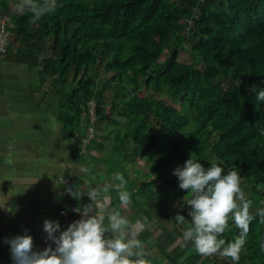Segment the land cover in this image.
Returning a JSON list of instances; mask_svg holds the SVG:
<instances>
[{"label":"trees","instance_id":"trees-1","mask_svg":"<svg viewBox=\"0 0 264 264\" xmlns=\"http://www.w3.org/2000/svg\"><path fill=\"white\" fill-rule=\"evenodd\" d=\"M4 17L11 34L5 59L26 66L28 77L38 73L27 94V108L38 115L30 124L43 126L44 140L51 135L58 154H67L58 169V208L90 202L65 193L62 179L87 192L102 190L119 172L132 199L125 217L132 225L140 221L150 237L154 228L164 232L151 244L161 246L162 256L153 248L150 260L177 263L185 249L169 252L165 238L183 240L191 217L188 190L173 170L192 157L205 168L214 163L237 171L241 187L250 188L255 219L238 264H264L257 215L264 208V102L250 90L264 89V0H57L55 12L38 20L19 0H0ZM89 162V172L79 176ZM114 193H107L110 207L122 213ZM178 213L185 225L175 221ZM239 231L230 219L223 238L231 242ZM185 248L194 249L191 242ZM211 263L230 264L219 255L203 264Z\"/></svg>","mask_w":264,"mask_h":264},{"label":"clouds","instance_id":"clouds-1","mask_svg":"<svg viewBox=\"0 0 264 264\" xmlns=\"http://www.w3.org/2000/svg\"><path fill=\"white\" fill-rule=\"evenodd\" d=\"M22 4L36 20L55 12L57 8V0H22ZM6 18L9 26L8 17L1 18L0 22ZM10 35L9 31V38ZM9 38L6 51H0L2 57H6L8 52ZM250 90L256 93L257 101L264 102V89L257 91V86L253 85ZM260 134L264 136V129ZM210 165L205 168L191 157L183 166L173 170V175L180 181L179 187L188 190L186 196L189 197L186 205L189 206L191 220L184 228L182 238L191 242L201 258L219 255L229 259L231 264H238L250 225L255 219L250 212L251 201L246 198L237 171L225 172L217 164ZM80 171L88 173L89 169L81 166ZM126 185L123 174L117 172L102 190L93 188L84 192L66 188L65 191L77 201L84 196L91 201L73 209L81 215V219L71 223L64 231H61L59 221L46 219L43 230L47 233V240L55 247L49 244L43 251L33 250L34 240L27 231L24 235L6 239L14 264H150L143 244L137 238L141 222L137 221L134 226L117 208L110 207L111 198L107 194L110 190L116 192L122 207L132 204ZM257 215L259 222L264 224V208ZM174 219L178 225H185L187 221L179 213ZM230 219L240 231L234 240L228 242L223 236L229 229ZM261 248L264 249V244Z\"/></svg>","mask_w":264,"mask_h":264},{"label":"crops","instance_id":"crops-1","mask_svg":"<svg viewBox=\"0 0 264 264\" xmlns=\"http://www.w3.org/2000/svg\"><path fill=\"white\" fill-rule=\"evenodd\" d=\"M32 75V78L28 77L26 66L9 63L5 57L0 56V264H14L10 245L5 240L24 235L26 231L33 237L34 251H43L52 244L47 240L43 225L46 219L58 221L60 208L54 198L59 188L58 169L64 168L68 162L65 152L58 154L56 141L51 135L47 136L52 141L44 140L45 128L30 124L38 117L27 108L30 107L27 101L31 100L27 95L30 91L29 82H38V73L33 72ZM25 94L27 97L20 98V95ZM125 210L121 213L123 216L126 215ZM76 216L81 217L80 214H72L69 225L77 220ZM161 235H164L162 230ZM140 241L146 242L142 238ZM173 241L167 239L165 247L169 252L179 245L182 251L185 249L181 259L176 258L177 263H167L164 258L156 261L151 259L150 262L194 264L198 256L194 249L186 250L185 242L181 239ZM142 244L146 252L144 246L147 244Z\"/></svg>","mask_w":264,"mask_h":264},{"label":"rangeland","instance_id":"rangeland-1","mask_svg":"<svg viewBox=\"0 0 264 264\" xmlns=\"http://www.w3.org/2000/svg\"><path fill=\"white\" fill-rule=\"evenodd\" d=\"M19 2H22V0H19ZM22 6V5H21ZM21 6H19L18 5V9H19V11H20V7ZM185 57L187 58V59H191L190 58V56H189V54H188V52L186 51L185 52ZM169 55L168 54H166V55H164V56H162L160 59H159V61H158V63L160 64V66L162 67V68H165L167 65H168V63H169ZM112 91V88L109 90H107V98H106V103H105V105H106V107H107V109H110V105H109V102H108V97H110V96H113L112 94H110V92ZM156 94V93H155ZM159 95V94H158ZM88 166H91L92 167V164H91V162H89L88 164L86 163V166L85 167H87L88 168ZM90 170V169H89ZM82 174H84L83 172H81ZM104 179V178H103ZM104 181L105 182H107V180L106 179H104ZM78 182H80L79 180H78ZM81 183H83V180L81 181ZM84 184V183H83ZM242 189H243V191L245 192V194H246V196H247V193H248V190L250 189L247 185L246 186H243L242 187ZM114 195H115V200L116 201H118V197H117V194H116V192L114 193ZM59 198H60V200H59V202L58 203H61V199H62V196H59ZM111 198V197H110ZM145 199V198H144ZM148 200V202H154L155 201V199L153 198V199H147ZM58 214H59V212H58ZM81 219V218H80ZM158 219L160 220V217H158ZM160 223L161 224H165V226H166V228H170L171 226H170V224H169V221H166V220H160ZM135 226V225H134ZM170 230V229H169ZM143 232V229L142 228H139L138 229V236H142V238L143 239H147L146 241H148V242H150V244H147V245H145L144 246V248H146L147 250H146V252H145V254L149 257V261H151L150 260V257H151V254L149 253V250H152L153 248L155 249L154 250V254L156 253L157 255H161L162 256V248L160 249L159 247H161V246H154V247H152L151 246V244H154V242H155V244H159L158 243V240H160L161 238H163L164 237V235H161V230H158V229H156V228H154V235H153V237H150V236H148V233H142ZM138 238V237H137ZM173 238H175V236H170L169 237V235H167V237L165 238V242H166V245H167V239H173ZM139 240L141 239V238H138ZM164 242V243H165ZM177 247V246H176ZM175 257H177V256H175ZM158 259H161L162 260V258L160 257V258H158ZM178 259H181V255H179V257H178ZM160 261V260H159ZM151 263V262H150Z\"/></svg>","mask_w":264,"mask_h":264},{"label":"built area","instance_id":"built-area-1","mask_svg":"<svg viewBox=\"0 0 264 264\" xmlns=\"http://www.w3.org/2000/svg\"><path fill=\"white\" fill-rule=\"evenodd\" d=\"M7 26H8V19L6 18V19H4V20H2L0 22V51L3 52V53L6 51L7 41H8V38H9V31H8ZM91 110H92V112H94V110H95V104H93V103H92V106H91ZM90 129H91V131L93 130L92 127ZM61 183L63 184L64 191L68 187H72L73 188V186H72V184H71L69 179H66V180L62 179ZM65 193L69 194L66 191H65ZM90 202L82 203L81 206L89 204ZM76 207L77 206H72L71 208H60L59 209L58 221H59V223L61 225V231L66 230L67 227L69 226V218H71L72 214L76 213V212L73 211V209H75Z\"/></svg>","mask_w":264,"mask_h":264},{"label":"water","instance_id":"water-1","mask_svg":"<svg viewBox=\"0 0 264 264\" xmlns=\"http://www.w3.org/2000/svg\"><path fill=\"white\" fill-rule=\"evenodd\" d=\"M205 259L206 258H201L200 261L198 262V264H202ZM224 259L231 264L229 259H227V258H224Z\"/></svg>","mask_w":264,"mask_h":264}]
</instances>
